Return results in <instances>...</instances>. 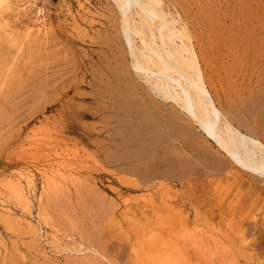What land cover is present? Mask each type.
I'll list each match as a JSON object with an SVG mask.
<instances>
[{
    "label": "rangeland",
    "instance_id": "obj_1",
    "mask_svg": "<svg viewBox=\"0 0 264 264\" xmlns=\"http://www.w3.org/2000/svg\"><path fill=\"white\" fill-rule=\"evenodd\" d=\"M157 3L155 9L164 16L167 29L184 33L185 40L181 36L175 44L189 42L199 74L191 73L183 63L170 65L167 70L182 74L181 77L194 83L192 86L202 80L213 103L234 129L264 141V0H158ZM6 5L7 11H0L3 13L0 47L16 51L19 48L20 62L33 60L36 77L33 89L23 92L16 106L0 110V264H124L121 255L94 252L97 242L94 238L90 242L80 240L79 235L99 217L82 200L80 192L91 194L98 204L102 202V207L110 209L108 221L116 228V239L132 236L133 240H142L137 233L138 237L134 236L136 228L157 218L161 220L160 209L177 203L175 208L182 210L184 217H190L187 227L193 236H201L199 239L204 242L208 237L207 244L223 240L222 231L228 221L205 216L194 219L191 207L181 199L186 192L183 185L176 181L162 184L154 179V170L162 164L167 146L179 149L181 157H189L192 155L189 146L205 144L214 157L229 164L224 174L210 172L213 182L220 180V189L227 188L220 190L226 197L225 203L231 205L236 195L245 192L260 201L255 205L264 206V179L250 177L234 167L200 133L193 118L171 100L158 97L154 89L161 88L159 82L133 70L135 63H145L148 72L161 73L165 68L155 66V61L140 59L139 47L143 44L138 36L132 35L129 51L121 35L122 18L113 0H69L43 21L30 16L26 0H10ZM131 13L135 27H140L135 11ZM158 20L149 25L154 33L160 26ZM146 31L150 37V31L149 34ZM172 44L168 46L171 48ZM29 49H34L31 59ZM26 88L23 82L22 89ZM237 174L240 184L231 179ZM145 182L149 187L143 185ZM74 211L84 214L85 222ZM62 213L73 214L75 223L63 219ZM194 229L202 233L197 234ZM254 238L247 235L246 242ZM90 243H95L91 247L94 251L87 249ZM261 245L248 248L245 251L250 252L248 257L244 252L239 262L264 264ZM44 257L49 262L43 263ZM137 257L152 261L144 251L138 252ZM158 259L184 264L178 258L161 255Z\"/></svg>",
    "mask_w": 264,
    "mask_h": 264
},
{
    "label": "bare ground",
    "instance_id": "obj_2",
    "mask_svg": "<svg viewBox=\"0 0 264 264\" xmlns=\"http://www.w3.org/2000/svg\"><path fill=\"white\" fill-rule=\"evenodd\" d=\"M7 1H10V0H0V11L1 12H3L5 10L4 11V13H5L7 11L6 10V8L8 7L6 5ZM113 1L115 3L116 8H117L116 10H118L119 14L121 15L120 17L122 18L121 22H122L123 26L121 29L122 30L121 35L124 39L126 47L129 49V51H132V48H131V46H132V44H131L132 43V41H131L132 35H135V37L138 36L140 38L139 40H141L140 42L143 44L141 46L142 48L139 47L140 53L136 51L137 53H139V56L141 55L142 58H140V59L141 60L146 59V61L149 60L150 62L155 61L156 63L153 62V64L155 66L159 65V66H162L163 68H165L164 71H162L161 73H158V72L154 73V72H151V70H150V72H148L147 66L144 67V65H146V64L145 63H144V65L142 64V62L144 61L143 60L141 62L142 65L135 63L133 65V70L135 69L137 71L143 72L144 75L146 74V76L148 75L147 77H150V80L152 78V80L159 82V84L162 85L161 88H157L158 86H156V87L154 86L155 87L154 90L156 91V94L159 95L158 97H160L163 100L164 99L171 100L177 106H179V108H181L180 110L184 111L185 114L188 115V117L193 118L194 121L196 122V127L200 131V133H202L203 136L207 140H209V142H211V144L213 143V145H215L220 151H222L226 155V157L233 163L234 167L236 166L239 169L249 173L251 175L250 177L254 176V177H257L259 179H264V145L262 144L264 141H261L262 142L261 143L260 141L255 140L253 138L254 136L253 137L250 136L252 138L247 137V136L241 134L242 132L239 133V130L237 131L236 129H234L232 127V125L230 124V122L228 121V119L222 115L220 110H218V108L213 103V101H212V99H211V97H210V95H209V93H208V91H207L202 80H198L196 85L192 86V84L194 85V83L191 84L189 79H187L185 77H181L182 74L181 75H180V73L176 74V73H173V72L167 70L168 67L170 68V65L173 66V64H175V66L176 65L178 66V65H180L178 63H183V65H186V67H189L191 69L190 70L191 73L199 74L198 73L199 71H197L198 69H196L197 63L195 61V55L192 52V49L189 45V42H187V44L181 43L182 44V45L180 44L181 46H178L175 44V41L178 40V38H180L181 36L184 39V35H183L184 33L181 34L179 31V33L181 34L180 35V34H178V30H177V32L174 30L175 28L174 29H167L168 23L167 24L164 23V16L161 14V12L160 13L158 12L159 10L157 11L155 9V7H157L155 4L158 2V0H113ZM8 4H10V3H8ZM157 5H158V3H157ZM5 6H6V8L4 9ZM2 9H4V10L2 11ZM132 10L135 11L134 14H136V16H138V20L140 23V24L139 23L138 24L140 25V27H137V28L135 27V23L133 20L134 15H132L133 13H131ZM1 12H0V16L3 14V13L1 14ZM155 19H159L161 21V23H160V21L158 20V22H159L158 24H160V26H158L156 31L154 30L156 33H154L152 31L154 28L152 29L151 27H149V25L152 22H154L153 20H155ZM171 22H174V21H171ZM154 24H153V26H154ZM171 27H172V25H171ZM146 29H148L150 31V32L148 31L150 34L146 31ZM150 29H152V30H150ZM166 29H167V31H166ZM145 31L150 35V37L148 36L149 38L147 37ZM5 36L7 37L8 35H5ZM2 37H3V35L1 36V38ZM9 37H10V35H9ZM185 37L187 38V36H185ZM15 43H17V42H15ZM42 43H44V42H42ZM170 43L171 44L173 43L171 48L168 46V44L170 45ZM10 44H12V43L10 42ZM28 44H29V42H28ZM34 45L32 44V46H34ZM32 46H30V47L32 48ZM15 47H16V44H15ZM140 48H141V50H140ZM18 49H17V51H18ZM22 49L24 50V47H22ZM29 50H31V49H29ZM17 51L15 48L0 47V110L6 108L7 106H11V107L16 106L17 101H18V99L21 98L20 96L23 94V92H30L33 89L34 79L36 77L35 72H34L33 60H28V62L21 63L20 59L22 57L19 54L20 52L18 53ZM33 51H34V49L27 53L30 55L28 59H31V57H32L31 53L33 54ZM22 53H23V51H22ZM129 53L131 54V52H129ZM135 55L136 54H134V56ZM130 56H132V55H130ZM45 58L48 61V55H46ZM133 58L134 57H132V59ZM135 58H136V56H135ZM26 60H27V58H26ZM149 61H147V62L149 63ZM45 66H43V67H45ZM38 69H39V67H38ZM140 74H142V73H140ZM23 82H24V84L25 83L27 84L26 90L22 89ZM155 83H154V85H156ZM128 106H130V105H128ZM80 108L81 107H79V109ZM149 111H152V110H149ZM1 113H2V111L0 112V115H1ZM173 116H175V115L173 114ZM261 126L262 125H260V127ZM254 128L256 129V127H254ZM139 135H140V133H139ZM170 138H171V136H170ZM257 138H259V137H257ZM191 139H194V138H191ZM165 140H168V139L166 138ZM261 140H263V139H261ZM249 142H250V144H249ZM159 143H160V141H159ZM244 143H246V144H244ZM154 145H156V144H154ZM189 147L191 148L189 151H191L192 155H190L189 157H181V155L178 153L179 149L177 150L176 148H172V147L170 148L169 146H167L165 149L166 150L165 151V157H164L162 164H159L158 168L154 170V172H155L154 173V179H159L162 182V184L163 183L168 184V182H171V181H176V182L182 184L183 185L182 188L186 189L185 190L186 192H184V190L182 189L183 190L182 193L184 192V197H182L181 199H184V201L187 202V204H189V206L191 207V209H192L191 214H192L193 218L195 217L196 219H198L197 217L205 216L207 218H212V219L218 218L222 221H224V220L228 221V226L225 227V229L222 231L223 240L219 241L218 239L215 238L217 241L215 240V242H213V244H207L206 242L208 240V237H207V240H205L206 242H204L202 239H199V238H202L201 236L200 237L198 236L199 238H197L196 236H193L194 234H193V232H191L192 230L189 232L188 227H187V225H188L187 220L190 217H187L186 215H185L186 217H184L183 211L177 210L178 207H176L177 209L175 208V206L178 205L177 203H175L176 205H174V206H172L173 204L165 205L164 201H163V204L165 205V207H162V209H160L163 211H162V215H159V216H161V220L158 219L157 218L158 216H157V217H155L157 219H154L153 223L146 225V226L144 225L142 227H137L136 230L134 229L135 230L134 236L138 237L137 236V234H138V235H140V237L143 238L142 240H138V238H137V240H133L131 238L132 236L130 237V239H122V238L116 239L114 236L116 228L113 227L111 224H109V221H108L109 217L111 216L110 215V213H111L110 209L108 207L107 208L102 207L103 205L100 204L102 202H99V204L101 205V206H99L98 201L96 202L95 198L91 194L86 193V192L85 193L83 192L84 194L83 193L81 194V192H80V196H82V200L87 205H90L91 208H93L92 210L94 213H98V215H99V217H97L98 220L95 223L90 222L89 228L87 227V230H84L83 234L79 235V238L82 241L85 240L87 242H90L91 239H93V238L97 241L96 245H95L96 247L93 246L95 243H93V245H91V243H90V244H88L87 249H90V251H91L92 250L91 247H95L94 248L95 251L92 250L94 252L97 251V252H102L105 254L107 252L108 253L111 252V253H114L116 256L121 255L120 257H122V259H123L122 261L124 262V264H168V263H170V259H169V262H167L168 261L167 258H165V259H167V261L159 260L158 258L161 257V255L163 257L166 256L168 258L171 257V258L181 259L184 261V264H239L240 263L239 260H241L240 258L244 257V252L247 251L248 248H250V247L255 248L260 244H262L261 246L263 247L264 246V208H263L264 206L260 207V206L255 205V204H257V202H260V201H257L258 199H255L256 197L252 198V196H253L252 194L245 193V192L243 194L236 195L234 198V201L231 202L232 204L227 205L225 203L226 197L224 198L223 193L220 191L223 189L225 190L227 188L221 187V189H220L219 187L221 185V182H220L218 176H217V178L219 181L218 180L217 181L220 182V184L218 182L215 183L212 181L214 178L212 179L210 172H213V170L214 171L216 170L217 173L224 174L227 170H229V167H228L229 164L227 165L226 164L227 162L225 163L223 160L214 157L212 155V153L208 150V148L206 147L205 144L199 145V144L195 143ZM191 153H189V154H191ZM215 155H216V153H215ZM233 169H235V171L237 170V168H233ZM243 171H242V173H243ZM236 173H238V171H236ZM240 174H241V172H240ZM209 176H210V178H209ZM237 176H238V174H237ZM146 178H147V176H146ZM208 178L211 180H207ZM246 178H248V177H246ZM63 179H65V178H63ZM151 179L153 180V176ZM220 179H221V176H220ZM231 179H232L233 183L240 184L241 180H240L239 176L238 177L233 176ZM249 179H251V178H249ZM144 180H146V179H144ZM148 180H149V178H148ZM69 181H70V186H71V180H69ZM76 181H74V183ZM160 181L158 182V180H157L158 183H160ZM255 182H256V180H255ZM247 183L248 182H246V184ZM257 183H260V182H257ZM145 184H146V188L149 187V184L147 186L146 182L143 183V185H145ZM154 184L155 183H153V186H155ZM172 184H173V182H172ZM254 185H256V184L254 183ZM85 186L86 185H84V187ZM262 186H264V185H262ZM162 187H163V185H162ZM245 188L247 189V186ZM59 189H60V187H59ZM75 189H74V191H75ZM169 189H170V187H169ZM153 190L155 191V189H153ZM230 190L228 189V191H230ZM56 191L58 192V190H56ZM228 191L226 193H228ZM60 192H61V189H60ZM65 192H68V191H65ZM176 192H178V190ZM259 192H260V190H259ZM78 193L79 192L77 191V194ZM170 193H171V191H170ZM65 194H67V193H65ZM61 195H63V194L61 193ZM151 195H152V193H151ZM154 195H152V196H154ZM159 195H161V194H159ZM103 197H105V196H103ZM136 199H138V198H136ZM148 202H149V199H148ZM107 205H108V203H107ZM109 205H110V203H109ZM207 206L209 208H207ZM75 211H77V209ZM157 211H159V210H157ZM249 211L251 213H254L252 215L253 217H251L249 215L250 214ZM151 212H153V211H151ZM154 214L156 216V213H154ZM72 215L69 213L68 214L62 213V218L66 219V220H70V223H73V222L75 223V221H73ZM75 215L79 216L77 218H79V220L82 221V223L85 222L86 217L84 216V214L75 212ZM255 216H258L260 218V220L254 219ZM152 219H153V217H152ZM200 220H201V218H200ZM202 221H203V219H202ZM157 223H160V225H158ZM193 228H196V227H193ZM194 230L196 232V229H194ZM121 231L126 232L123 230H121ZM128 231H129V229H128ZM198 231L199 230L197 229V232ZM217 231H218V229H217ZM199 232L202 233L201 230ZM218 232L217 233L215 232L216 233L215 236H218L217 235V234H219ZM197 234H199V233H197ZM250 234L253 235V237H255V238L250 240L252 242H250L249 240H247L249 242H246V236L247 235L250 236ZM222 235L220 237H222ZM202 236H204V235H202ZM143 251L145 253H148L149 258L152 260L151 262L148 263L147 260L145 261V260H142L141 258L137 257V253L138 252L143 253ZM249 253H246L247 254V256H245L246 258L248 257ZM140 255H141V253H140ZM43 259H44L43 263L49 262L47 260V258L44 257ZM245 259L242 261H245ZM118 260L121 261L120 258ZM114 261H115V259H114ZM119 261H116V262L119 263ZM171 261H172V259H171ZM8 262L10 263V260ZM172 263H173V261H172ZM244 264H248V263H244Z\"/></svg>",
    "mask_w": 264,
    "mask_h": 264
},
{
    "label": "built area",
    "instance_id": "obj_3",
    "mask_svg": "<svg viewBox=\"0 0 264 264\" xmlns=\"http://www.w3.org/2000/svg\"><path fill=\"white\" fill-rule=\"evenodd\" d=\"M69 0H26V9L34 19L43 21L56 8Z\"/></svg>",
    "mask_w": 264,
    "mask_h": 264
},
{
    "label": "water",
    "instance_id": "obj_4",
    "mask_svg": "<svg viewBox=\"0 0 264 264\" xmlns=\"http://www.w3.org/2000/svg\"><path fill=\"white\" fill-rule=\"evenodd\" d=\"M244 144H246V143H244ZM249 144H250V142H249Z\"/></svg>",
    "mask_w": 264,
    "mask_h": 264
}]
</instances>
